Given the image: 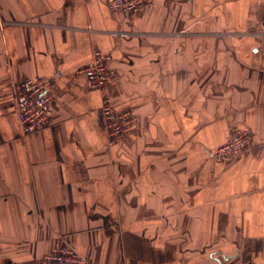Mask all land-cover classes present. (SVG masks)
I'll return each mask as SVG.
<instances>
[{
  "label": "crops",
  "instance_id": "crops-1",
  "mask_svg": "<svg viewBox=\"0 0 264 264\" xmlns=\"http://www.w3.org/2000/svg\"><path fill=\"white\" fill-rule=\"evenodd\" d=\"M106 86L136 126L109 143ZM55 110L25 134L20 82ZM248 129L244 152L213 151ZM69 243L91 264H264V0H0V264Z\"/></svg>",
  "mask_w": 264,
  "mask_h": 264
},
{
  "label": "built area",
  "instance_id": "built-area-1",
  "mask_svg": "<svg viewBox=\"0 0 264 264\" xmlns=\"http://www.w3.org/2000/svg\"><path fill=\"white\" fill-rule=\"evenodd\" d=\"M154 0H107L113 11L131 13L152 4ZM82 72L86 74L90 87L102 92V111L110 144L118 142L131 131L138 122L137 114L130 109L117 110L112 95L106 86L118 78L113 66L111 54L94 50L89 64ZM50 79L34 76L20 82L17 86V110L25 134L43 127L55 110L54 97L50 92ZM251 132L248 129H233L227 140L217 146L213 154L218 160L244 152L250 142ZM42 264H91L73 245L65 243L45 254Z\"/></svg>",
  "mask_w": 264,
  "mask_h": 264
}]
</instances>
